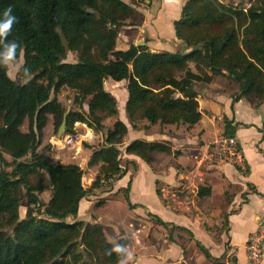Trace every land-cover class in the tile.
<instances>
[{
	"label": "trees",
	"instance_id": "1",
	"mask_svg": "<svg viewBox=\"0 0 264 264\" xmlns=\"http://www.w3.org/2000/svg\"><path fill=\"white\" fill-rule=\"evenodd\" d=\"M247 1L245 7L225 0H185L174 21L176 38L189 49L180 53L152 52L140 45L117 48L119 28L137 17L123 0H0V16L11 7L16 17L0 42V264H118L109 249L116 243L128 245V239L108 240L101 224L77 219L79 201L110 190L127 172L122 152L151 164L154 153L172 150L159 141L124 144L127 126L117 118L105 129L103 118L117 115V103L104 81H126L125 110L133 128L142 119L150 125L195 124L201 114L194 86L219 75L237 83L233 101L263 104L264 0ZM13 41L18 44L14 59L23 56L15 79L4 60ZM69 53L75 61H66ZM63 87L75 91L77 104L76 110L67 111L65 134L76 133V122L94 132L106 130L98 147L83 143L92 148L88 165L100 163L88 188L81 185L77 164L50 162L37 152L47 115L58 126L66 112L57 99ZM24 120L26 133L20 131ZM224 134L233 135L227 120ZM46 189L51 195L44 202L39 194ZM209 194V187L197 188V197ZM24 200L26 213L20 218Z\"/></svg>",
	"mask_w": 264,
	"mask_h": 264
},
{
	"label": "crops",
	"instance_id": "2",
	"mask_svg": "<svg viewBox=\"0 0 264 264\" xmlns=\"http://www.w3.org/2000/svg\"><path fill=\"white\" fill-rule=\"evenodd\" d=\"M184 1L135 0L133 7L137 11V17L131 24H127V46H118L117 37L116 47L127 49L130 45H140L146 46L152 52H187L189 49L176 38L174 31V21L180 16ZM225 1L248 6L247 0ZM189 68L192 72H196L193 63H189ZM194 87L201 116L198 122L191 126L163 124L161 127L158 123L150 125L142 119L141 125L138 124L133 128L127 115L126 120L119 118L118 114L117 117L115 116L127 126L126 143L135 139L159 141L167 143L172 152L154 153L151 164L145 163L136 155L125 153L136 165L133 168L135 169L133 178H127L126 172L121 178L112 182L110 190L97 191L96 194L81 199L76 218L101 224L108 240L127 238L129 241L127 246L133 254V260L129 264H264V245L262 256L256 263L249 260L246 249L249 239L264 229V119L261 117V114L264 116V103L257 105L256 99L246 98L233 101L238 85L225 75L216 76L210 83L198 82ZM51 116L47 115L50 119L46 120L43 131L50 124ZM116 118H112L113 122ZM106 119L103 121L105 129L111 128L112 124L107 125ZM226 120L230 122L233 131L231 136L224 134ZM83 125L82 123L81 126ZM170 126H174L175 130L180 126L178 131L180 133L171 134L170 137L168 135ZM80 130L94 134L87 126L85 129L80 127ZM220 137H234L239 156L231 161H201L200 156L208 142ZM177 146L183 148L178 149ZM37 152L42 153L47 160L52 158H48L41 151ZM84 154L81 162H61L77 164L81 170L83 164L87 167L96 165L99 168L100 163L88 166L90 155L87 152ZM4 157L7 159L9 156L4 154ZM169 158L172 159V163L164 169L163 163ZM192 158L195 164L187 167V160ZM155 159L161 162L154 173L151 167ZM142 166L151 177L149 189L154 191L158 202L153 208L148 207L145 201H131ZM97 172L98 170L93 173L89 186ZM182 184L193 197H197L199 186L209 187L210 194L202 197L203 201L192 207L194 209L188 207V202L184 207L166 204L163 191L167 193V186L178 189L183 186ZM125 192L128 202L134 205L133 208L128 206ZM101 194L111 195V198L104 195L96 202L92 200V197ZM119 197H122L128 209L133 211V215L123 223H118L103 212L109 201ZM100 200H103V203L97 205ZM90 209L93 211L90 212ZM136 209L139 214H135ZM139 215L145 217L142 222L138 221L141 219ZM156 218L167 223L168 226L159 224ZM142 228L146 235L144 241H140L136 234ZM173 229L174 232L178 231L188 236L185 243L178 244V240L174 237L172 242L165 243L163 240L165 231L172 232ZM108 231L111 234L110 238L107 237ZM200 247L205 249L210 257H206Z\"/></svg>",
	"mask_w": 264,
	"mask_h": 264
},
{
	"label": "rangeland",
	"instance_id": "3",
	"mask_svg": "<svg viewBox=\"0 0 264 264\" xmlns=\"http://www.w3.org/2000/svg\"><path fill=\"white\" fill-rule=\"evenodd\" d=\"M123 1L131 4L132 6L135 3V0H123ZM242 1L244 2L245 0H242ZM118 33H119L118 41H117L118 46H121V47L127 46V21H126V25L119 28ZM75 59H76L75 54L69 53L66 61H75ZM4 60H5V64L7 67L8 75L11 78L15 79L17 77L18 67L23 62L22 54H20V56L17 59H14V58L9 59L7 57V51H6ZM179 75H180V73L177 72L176 76H179ZM125 85H126V81L115 82L114 80H111V79H108V80L106 79V81L104 83L105 89L108 92H110L111 94L113 93L114 98L117 102L118 117L121 119H124V120H126L125 102L127 99V93H126ZM74 96H75L74 90L63 87L60 90V92L58 93L57 99L63 104L66 111L76 110L77 104L74 102ZM83 110H87L86 104L83 106ZM111 117L114 119L117 116L116 117L111 116ZM106 118L107 117H104L103 121ZM112 118L110 120L106 119L107 125H111V124L113 125L114 122H113ZM47 119H50V118H47ZM137 123L141 125L140 120ZM81 124L82 123H80V122L75 123L76 133L75 134H69V135H72L71 143L67 146H63L64 139L66 136H68V134H65V131H64V133L60 137H57V128L59 125L55 126L54 121H53V117L51 116V122H50V124H48V127L44 128L45 131H43V129H42L41 144L38 147L37 151L43 152L45 155H47L48 158L52 157L51 159L49 158V160L52 162L53 161H56V162H61V161L62 162H64V161L81 162L82 157L85 155L84 153L87 152L90 155L91 151H92V148L84 147L83 143H87L91 147L96 148L102 143L103 133H104L103 131H101L102 134L100 135V132H94L93 131L94 134H91V133L88 134L87 132L80 130V127H83V129H85V126H86L85 124H84L85 126L84 125L81 126ZM159 125L161 127H163L162 126L163 124H159ZM179 127L180 126H177V128L175 130L174 126H170L169 129H171V130L168 131V133H170L168 135L170 137H172L171 134L178 135L177 133H180V132H178ZM27 128H28V123L25 120L20 127V131L26 133ZM173 129H174V131H172ZM127 137H128V135L126 133V135L123 139V141L125 143H126L125 138L127 139ZM123 148L124 147H121L122 151H123ZM177 148L181 149L183 147L177 146ZM166 157L167 156L165 155V159H166ZM7 159L10 160L11 157L9 156V157H7ZM129 162H130L129 158L125 155L124 152H122L121 163L123 166H125V168L127 170V173H126L127 178H130V177L133 178V176L135 175V169H133L132 165ZM160 162L161 161H159L157 159L154 160L152 167H151V170L154 173L156 170H158V167H159L158 164ZM171 163H172V159H170V158H169V160L164 161V163H163L164 169L169 167V165H171ZM186 163H187V167L188 166L191 167V165L195 164V161L192 158V159L187 160ZM96 170H98L96 165H94L93 167H87L86 164H83L82 176H81V185L84 188H87L89 186L88 183H89L90 179L92 178L93 173H95ZM137 179H138V182L135 186L136 188H135L134 195H131V198H132L131 201H134V202L145 201V203H147L146 205L150 208H153V206H157L158 202L156 200V196L154 194V191L149 189V187H150L149 179H151V177L147 173V170L144 168V166H142L140 168V172H139ZM182 185L183 186H180L178 189H173L172 187L167 186L168 188L167 189L165 188L167 193H165V191H163V193H164L163 199L166 202V204H168L170 206L184 207L189 203L188 207L191 209H194L192 207H194L195 205H199V202L203 201V200L201 198L198 199L197 197H193L184 188L185 185L184 184H182ZM179 190L182 192H179ZM50 195H51V190L46 189L39 194V197L44 202H47L50 198ZM104 195L107 198H111V195L109 196L107 194H101L100 196L97 195L96 197H92V200L96 202L97 200L100 199V197H102ZM191 196L193 199H191ZM179 201L181 203H179ZM25 204H26V201L24 200L22 202L20 208H19L20 218H23L25 216V213H26ZM138 209H140V208H138ZM92 211L93 210L90 209V212H92ZM94 212L96 213V210H94ZM103 212L105 215H108V217H110L111 219L117 220L118 223H123V222L127 221L133 215V211L128 209V206L126 205V203L124 202L122 197H119V199H114V200L109 201L105 205V207L103 208ZM134 212H135V214H139L137 209ZM138 217L141 218L138 221L145 219L144 216L139 215ZM138 228L140 229V227H138ZM174 230L175 229H173L172 232H169V230H167V232L165 231L166 235H165V237H163V240H165V243L166 242L167 243L172 242L173 237L178 240L177 241L178 244L185 243L186 240L188 239V236L185 234H180V233H178V231L174 232ZM136 234H137V237L140 241L145 240L146 235H145V231L143 228L140 230V232L137 231ZM107 237L108 238L111 237V234L109 233V231L107 232Z\"/></svg>",
	"mask_w": 264,
	"mask_h": 264
},
{
	"label": "built area",
	"instance_id": "4",
	"mask_svg": "<svg viewBox=\"0 0 264 264\" xmlns=\"http://www.w3.org/2000/svg\"><path fill=\"white\" fill-rule=\"evenodd\" d=\"M72 141V135L65 137L63 146H67ZM239 156L234 137L214 138L206 145L205 151L201 154L200 160L231 161ZM264 245V229L254 234L247 242V256L250 261L258 262L262 256Z\"/></svg>",
	"mask_w": 264,
	"mask_h": 264
},
{
	"label": "clouds",
	"instance_id": "5",
	"mask_svg": "<svg viewBox=\"0 0 264 264\" xmlns=\"http://www.w3.org/2000/svg\"><path fill=\"white\" fill-rule=\"evenodd\" d=\"M15 20L16 17L12 15L11 7L6 8L0 16V42H3V38L7 37ZM17 47L18 44L14 41L7 45V57L9 59L16 58ZM113 252L117 256L118 264H129L133 260V254L127 245L116 243L109 249V254ZM122 253H126L123 258L121 257Z\"/></svg>",
	"mask_w": 264,
	"mask_h": 264
},
{
	"label": "water",
	"instance_id": "6",
	"mask_svg": "<svg viewBox=\"0 0 264 264\" xmlns=\"http://www.w3.org/2000/svg\"><path fill=\"white\" fill-rule=\"evenodd\" d=\"M200 46L201 45H197L194 49H197ZM184 49H186V47ZM104 77L107 78L106 75ZM66 116H67V111L63 114L61 123L59 124V126L57 128V137H60L65 131ZM261 117H262V119H264L263 114H261Z\"/></svg>",
	"mask_w": 264,
	"mask_h": 264
}]
</instances>
